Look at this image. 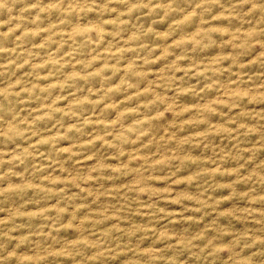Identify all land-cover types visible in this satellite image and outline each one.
Instances as JSON below:
<instances>
[{"label":"clouds","instance_id":"obj_1","mask_svg":"<svg viewBox=\"0 0 264 264\" xmlns=\"http://www.w3.org/2000/svg\"><path fill=\"white\" fill-rule=\"evenodd\" d=\"M0 264H264V0H0Z\"/></svg>","mask_w":264,"mask_h":264}]
</instances>
